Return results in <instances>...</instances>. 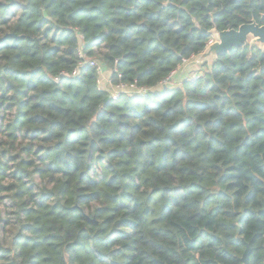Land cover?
Returning <instances> with one entry per match:
<instances>
[{
    "label": "trees",
    "instance_id": "obj_1",
    "mask_svg": "<svg viewBox=\"0 0 264 264\" xmlns=\"http://www.w3.org/2000/svg\"><path fill=\"white\" fill-rule=\"evenodd\" d=\"M263 13L0 0V264H242L246 245L264 264V46L163 88L210 29ZM90 61L149 91L111 98Z\"/></svg>",
    "mask_w": 264,
    "mask_h": 264
},
{
    "label": "water",
    "instance_id": "obj_2",
    "mask_svg": "<svg viewBox=\"0 0 264 264\" xmlns=\"http://www.w3.org/2000/svg\"><path fill=\"white\" fill-rule=\"evenodd\" d=\"M261 17H264V13ZM208 34L213 38V42L208 44L191 61L183 64L182 68L180 67L182 74L188 73L187 71L198 72L203 66L212 64L219 55L229 52L232 48H239L248 43H259L264 46V24H258L255 20L242 23L236 29L217 30L212 28ZM166 87H171V83L165 82L163 88ZM250 252V247L246 245L240 258L242 264H248Z\"/></svg>",
    "mask_w": 264,
    "mask_h": 264
},
{
    "label": "built area",
    "instance_id": "obj_3",
    "mask_svg": "<svg viewBox=\"0 0 264 264\" xmlns=\"http://www.w3.org/2000/svg\"><path fill=\"white\" fill-rule=\"evenodd\" d=\"M213 42V38L211 37V39L208 41L207 45L212 43ZM206 45V46H207ZM195 57V56H194ZM193 57H191L190 59H192ZM188 59V60H190ZM187 61V60H184V62ZM187 62L183 63V64H186ZM90 65L92 66H96V72L97 74L99 75L98 77V87H102V86H105L108 84V86L110 85L111 87V98L115 99L119 96L120 93H128V94H133V93H137L141 96H145L147 94V92L149 91L148 88L146 87H142V86H137L135 83L133 84H126V83H118V84H115V85H112V81L111 79L109 78V75L106 77L105 80H102L104 77L101 76L104 71L102 69V67L100 65H98L96 62L94 61H90L89 62ZM82 64H79L78 67H76L75 69H73L71 75L72 76H78L79 74V67L81 66ZM180 69V68H179ZM177 71V70H176ZM176 71H173L167 78L165 82H167L171 77L172 75L176 72ZM195 77H198V76H195Z\"/></svg>",
    "mask_w": 264,
    "mask_h": 264
},
{
    "label": "rangeland",
    "instance_id": "obj_4",
    "mask_svg": "<svg viewBox=\"0 0 264 264\" xmlns=\"http://www.w3.org/2000/svg\"><path fill=\"white\" fill-rule=\"evenodd\" d=\"M194 58V57H193ZM192 58V59H193ZM192 59H190V60H187V61H185V62H188V61H191ZM185 62H183V63H185ZM182 66H183V64H182ZM182 66H181V68H182ZM181 68L180 69H178L173 75H172V77L167 81V82H170L171 83V86L172 85H178V84H180L181 83V81L182 80H184L185 79V77L186 78H194L195 76H198L199 75V72H195V71H187L188 73H181ZM101 76H103L104 78L102 79V80H105L106 79V77H107V72H104Z\"/></svg>",
    "mask_w": 264,
    "mask_h": 264
}]
</instances>
